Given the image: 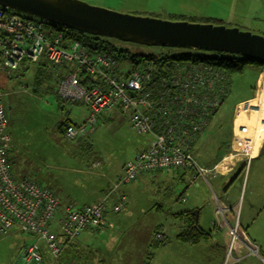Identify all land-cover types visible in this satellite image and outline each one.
I'll list each match as a JSON object with an SVG mask.
<instances>
[{"label": "rangeland", "instance_id": "374dc122", "mask_svg": "<svg viewBox=\"0 0 264 264\" xmlns=\"http://www.w3.org/2000/svg\"><path fill=\"white\" fill-rule=\"evenodd\" d=\"M79 1L123 15L237 28L231 25H219V19L204 16L201 14L202 11L201 13L193 10L186 12V8L191 9L189 7L191 4L199 6L198 3H192L195 0ZM193 9L199 11L196 6H193ZM237 29L241 30V28ZM80 37L84 39L86 34ZM112 42L116 49L124 48L129 50L130 54L139 56L201 53L198 50L154 48L113 40ZM132 59L126 55L122 57V62L128 64ZM37 67L38 64H33L26 70L23 65H20L16 70L9 72L0 70V91L5 109L6 132L10 135L7 154L10 170L15 181L29 179L48 188L63 202L73 205L92 203L100 197L102 192L99 191L104 186L108 187L112 181L111 178L118 174L119 169L120 172L122 171L123 164L132 160L147 146L148 138L138 135L131 129L125 114L114 119H109L112 115L108 114L99 119L90 135L79 137L75 141L65 140L57 131L56 124L65 120L71 124H82L86 119L87 108L84 104L70 105L59 100L52 93L56 85L55 80L48 78L47 73L41 76L35 75ZM258 71L259 66L248 65L243 76L231 77L230 93L217 115L210 120V127L208 126V131L203 136L208 147H199V154L196 147L193 150V157L199 163L198 167L200 164L211 162L229 144L234 107L252 93ZM259 79L262 85L263 76L262 78L259 76ZM228 81L230 82V79ZM258 88L259 92L254 97V99L257 98L254 101L257 108L242 112L236 122V125L247 126L249 136L254 138L256 146L264 129L262 126L264 122L260 120L264 117V103L262 106L260 101L261 96V100L264 99V88L263 91L262 86ZM92 163H100L99 168L91 169ZM200 180L203 179L200 177ZM131 184L122 186L119 190V193L127 198V206L110 220L113 228L80 239L81 264L93 262L98 264H233L229 250L228 255L224 256L222 249L214 251L203 242L193 247H182L175 241V236L181 230L179 226L183 224L177 219L174 220L175 208L171 210L170 206L171 203L173 207L178 203L175 201L178 199L175 195L177 188L168 179L162 186L158 182L147 184L142 181L140 184L137 179ZM258 184L259 181L257 182L256 178L253 179L252 183H249L248 190ZM207 185L210 186L209 182ZM263 187L264 185L260 183L255 191L259 195L257 200H264ZM245 204L247 205L246 201ZM155 205L158 210H155ZM239 212L240 205L234 211V216L238 213L239 217ZM245 212V210L242 211L241 223L244 227L247 226L245 228L247 233H251L264 247V210L247 215ZM159 226L164 229L159 233H163L165 237V246L154 251L153 245L156 240L153 233ZM34 242V239L21 233L0 240V264H8V260L11 262L16 258L23 243Z\"/></svg>", "mask_w": 264, "mask_h": 264}, {"label": "built area", "instance_id": "2783aa9c", "mask_svg": "<svg viewBox=\"0 0 264 264\" xmlns=\"http://www.w3.org/2000/svg\"><path fill=\"white\" fill-rule=\"evenodd\" d=\"M90 52L78 41L67 38L64 31L44 21L0 10V70L9 72L24 63L48 62L57 80L55 95L62 101H83L88 105L90 113L84 123L65 129L66 140L73 141L92 132L101 114L115 110L128 117L137 134L149 138L147 147L124 164L111 192L139 175L176 168L194 170L206 184L207 175L219 174L224 168L222 161L205 169L198 167L191 154V146L208 126L210 115L227 91L228 79L219 67L199 61L144 57L124 64L115 54ZM62 66L71 72L59 77ZM80 74L96 78L99 85L86 90L78 82ZM261 86L263 91L264 83L258 87ZM255 108L257 105L251 101L241 103L233 120L231 154L246 160V172L257 157L258 147L249 136L247 126L236 122L242 112ZM9 143L0 92V239L13 230L35 239L34 243H23L9 264H42L40 243L52 256L53 263L60 252L54 229L72 239L84 230L105 226L107 216L123 209V196H118L112 207L105 196L96 204L76 208L29 179L15 181L7 161ZM216 213L229 230V253L238 245L248 255L259 257L258 248L238 223L232 227L227 225L219 207Z\"/></svg>", "mask_w": 264, "mask_h": 264}, {"label": "crops", "instance_id": "0c3cea01", "mask_svg": "<svg viewBox=\"0 0 264 264\" xmlns=\"http://www.w3.org/2000/svg\"><path fill=\"white\" fill-rule=\"evenodd\" d=\"M192 3H198L199 6H197V4H191L189 5L191 9L186 8V12H192L193 10L194 12L201 13L200 11H202L201 14H203L204 16H212L214 18L219 19L220 21L219 25H227V26L231 25L233 27L241 28V30L245 32L250 31V33L251 32L258 33L259 35L264 36V0H195ZM193 6H196V8H198L199 11L194 10ZM263 71H264V66L259 67V71L255 77V83L253 84L252 93H250V95L247 96L246 98L240 100L235 105L232 121L234 120L235 110L238 105L246 101H255L257 99V98L254 99V97L257 96L259 92L258 86H260L259 82L261 80L259 79V76L262 75ZM243 75L244 73L240 76ZM230 89H231V78L229 83V93H230ZM24 90H26L25 87ZM3 108H4V104H3ZM108 114L112 115L109 119H114L115 117L119 118L124 113L115 110L104 115H108ZM4 115H5V109H4ZM101 117H103V115ZM207 131H208V127L202 134L197 136V141L194 144L193 150L196 147L198 154H199L198 152L199 147L202 148L208 147V145L205 144V140H203V136L205 135V133H207ZM91 133H89L88 135H90ZM232 133H233V127H232ZM232 133L229 144L225 147L224 150H222L221 154L215 157L208 164L199 165L209 168L213 164L220 161H222V163L224 164V168L219 172V174H216L215 176L207 175L210 186H208L203 180H200V177L196 176L197 174H195L193 170H189V169L186 170L177 169V170H171L169 172H157L155 174L140 175L137 178V180L139 181L140 184L142 181L147 184L151 182H155V183L158 182L159 185L162 186L164 185V182L168 179L171 182V184L173 183L176 186L177 189H175V195L178 196V199L175 200L176 202L178 201V203H176L174 207H173V203H171L170 206L171 210L175 208V211L173 210L175 214L181 212L195 211L197 216L196 217L197 226L201 230L209 231V232L211 231L212 234V238L206 243V245L210 249L221 248L225 252L226 251L228 252L230 245V237L228 234V229L226 226H220L219 221L218 223H215V219H216L215 212L219 207L220 211L222 210L223 212V216L225 217L227 224L229 226L231 225L233 226L235 222H237L239 228L243 232H245L248 238L259 247L260 255L263 257L262 259H264L263 245L261 243H258V239H256L251 233L250 234L247 233L245 229L247 228V226L245 225L244 227L240 221L243 210L246 211L245 215L249 213L252 214V212L257 213L260 210H264V200L263 199L257 200L259 195L255 192L257 191V187L260 183L264 185V133L262 134L259 143L257 142L258 143L257 157L251 161L247 172L245 171L246 160L244 158L237 157L231 154L230 144L232 139ZM61 136L64 137V132L63 135ZM191 154L193 160L198 165L199 163H197L196 159H194L193 157V151H191ZM94 164L95 163L91 164L92 167L91 169L99 168L100 163H96L95 165ZM123 167L124 164L122 166V169ZM119 172L118 174H116L114 177L111 178L112 181L108 185V187L106 188V186H104L102 190L99 192L103 193L105 191H111V189L116 183L117 177L121 174V172L120 173ZM255 178L257 179V182L259 181V184L248 190L249 183H252L253 179ZM121 187L122 186H119L117 188L118 192ZM262 191L264 192V187L262 188ZM59 200L63 202L61 199ZM245 201L247 202V205L245 204ZM63 203L71 204L69 202H63ZM239 205H240L239 217H238V213L237 216H234V211L239 208ZM75 206H82V205H75ZM155 210H158L157 206L155 207ZM176 219L180 221L177 217L175 218V220ZM249 222L251 221L249 220ZM213 226H217L220 228L218 230H215ZM180 227L181 226H179V228ZM99 233H103V232H99ZM88 235H95V234H93L92 232H84L77 240L73 241V243H70V245H65L60 260L62 264L82 263V259L80 258V252H79L80 249L79 241L80 239L86 238ZM230 257L233 264H260L261 262L260 260L259 262L253 256L246 255L245 250L238 245L234 246L231 249ZM92 264H98V262L96 263L93 262Z\"/></svg>", "mask_w": 264, "mask_h": 264}, {"label": "water", "instance_id": "95a60500", "mask_svg": "<svg viewBox=\"0 0 264 264\" xmlns=\"http://www.w3.org/2000/svg\"><path fill=\"white\" fill-rule=\"evenodd\" d=\"M0 8L93 37L145 47L229 53L264 64V37L237 28L123 15L79 0H0Z\"/></svg>", "mask_w": 264, "mask_h": 264}, {"label": "trees", "instance_id": "16d2710c", "mask_svg": "<svg viewBox=\"0 0 264 264\" xmlns=\"http://www.w3.org/2000/svg\"><path fill=\"white\" fill-rule=\"evenodd\" d=\"M0 10L3 11L1 8H0ZM16 14L21 16V17H26V18H30V19H36V18L27 17V16H25L23 14H20V13H16ZM47 24L52 26V27H55V28H57V29H59L61 31H64L66 33V35H67V38H69L71 41L72 40H76L79 43H81L83 45V47H85L86 49L91 51L90 54H92V53L115 54L116 56H118L120 58L125 57L127 55V56H129V58H133V59H134V57H135V59L144 57V58L160 59L162 61L178 60V59L199 61V62H204L205 64H209V65H212V66H215V67H219V70L222 71L225 74L226 79H228V80L234 75H242L244 73V71L246 70V67L248 65H256V66H259V67H263V65L260 64L259 62H256V61L250 60V59H245V58H243V57H241L239 55H233V54H229V53H220V52L202 51V50H198V51L201 52L200 54H196V53L191 52V53H181V54H177V55H174V56L163 55V54L149 55V56L132 55V54L129 53V50H127V49H124V48L116 49L113 46L112 40L120 42L118 40L110 39V38H104V37H93L91 35H86V37L84 39H82L80 37V35H83V34H81V33H78V32L73 31V30L65 29V28H62L60 26H54V25H52L50 23H47ZM121 43H123V42H121ZM124 44H130V43H124ZM131 45H135V44H131ZM135 46H138V45H135ZM154 48H156V47H154ZM90 56L91 55H89V57ZM33 64H38V67L36 68V71H35V75L41 76V75H44V74L47 73L46 76L48 78L54 79L55 82H56V85H57L56 77L54 76V74L52 72L54 70L52 69L51 65L48 62H41V63L35 62V63H30L28 65H27V63H24L23 65H24V68H26V70H27ZM59 69H60L59 70V77L65 75L68 72H71L70 71L71 69L68 68V67L62 66ZM8 78H10V76ZM77 78H78L79 84L83 88H85L86 90L91 88V87H93V86L99 85V82L96 80V78L91 77V76H86V75L80 74V75H78ZM229 83L230 82L228 81V83H227V91H226V93H224L222 95V100H221V103H220L219 107L215 110V112L212 115H210V118H209V121H208V126H209L210 120L218 113V111L221 108L223 102L227 98V95L229 93ZM56 85H55V87H56ZM54 91H55V88H54V90H52V93L55 95ZM59 100H61V99H59ZM63 102H66V103H68L70 105L84 104V106H86V108H87L86 118H87L88 114L90 113L88 105L85 102H83V101L82 102H80V101L79 102H74V103H70L68 101H63ZM108 113H110V112H108ZM104 114H107V113L101 114L100 118ZM126 121L128 122V117L127 116H126ZM128 124H129V122H128ZM79 126H80V124H78V125L77 124H71L67 120H65L63 122H59V123L56 124L57 131L59 132L60 135H63V132L65 131V129L67 127H76L77 128ZM207 127H206V129H207ZM87 135H85L84 137H86ZM138 135H140V134H138ZM142 136H144V135H142ZM145 137H147V136H145ZM196 141H197V138L195 139L194 144L196 143ZM148 142H149V138H148ZM194 144L191 146L192 147V151H193ZM147 145H148V143H147ZM135 156H134V158H135ZM132 160H130V161H132ZM7 161H8V159H7ZM217 163H219V162H217ZM217 163H215V164H217ZM215 164H213L211 167H213ZM8 166H9V162H8ZM202 167H204V166H202ZM211 167H209V168L204 167V168L205 169H211ZM9 169H10V166H9ZM177 169H185L186 170V168H176V169H172V170H177ZM245 170H246V165H245ZM121 173H122V171H121ZM139 176H137L130 183L134 182ZM36 185L40 186V187H43V188H46V187H44L42 185H39L37 183H36ZM105 196H108V205H109V207H112L114 204H116L118 196H123L125 198V203L123 204L124 205L123 209L120 210L117 213H111L109 216H107L105 218V223H106L105 226L96 227V228L92 227L90 229L84 230V231H82L79 234V236H77L75 238H72V239L66 238L65 236L60 234L57 229L56 230L54 229L53 233L55 234V237H56V239L58 241L57 243H58V246H59V249H60V252L58 254V258L52 263V260H51L52 256L49 253H47L46 250H44L43 244H41V245L39 244L40 245V250H41V253H42L43 259H44L42 264H62L60 260H61L62 252L64 250L65 245H70V243H73V241L77 240L84 232H92L93 234H98L99 232H103L105 230H111L113 228V225L110 223V220L113 218V216H116V215L120 214L127 206V198L125 197V195L119 193L118 191H115V192L105 191V192L101 193L100 197L96 201L91 203V204L82 205V206H75V205H71V206H74L76 208H83L85 206H90V205L98 203ZM159 208L161 209L162 207H159ZM173 216H174V220L177 217L180 220V222L183 224V226L180 224V226H181L180 229L181 230L179 229L180 230L179 233L175 236V241L178 242V244L181 245L182 247H193V246H196V245H198V244H200L202 242L205 244L212 238L211 231L209 232V231L201 230L197 226L196 212H192V211L189 212L188 211V212H181V213H177V214L174 213ZM215 216H216L215 217L216 218L215 219V223H218V221H219V225L220 226H226L224 224L223 220L221 219V217L216 212H215ZM231 227H232V225H231ZM213 228L215 230H218L220 227L213 226ZM161 230H164V229L159 226V228H156V230L153 233V237L156 240L154 245H153L154 251L165 246V243H164L165 242V237H164L163 233H159V231H161ZM228 232H229V230H228ZM16 233H21V232H16V231L13 230L10 234H8L7 237H3L0 240L6 239V238H8V237H10V236H12V235H14ZM21 234H24V233H21ZM24 235H27L31 239H34L32 237V235H29V234H24ZM251 242L258 248V253H259V257L260 258L257 257V256L248 255L246 250L244 249L245 252H246L245 254L248 255V256L255 257L258 261L259 260L261 261V262L259 261L260 264H264V259H262L263 257L260 255L259 247L253 241H251ZM218 249H221V248H218ZM213 250L215 251L216 249H213ZM223 252H224V256H225V253H226V255H228L227 251L225 252L223 250ZM225 259H227V258L225 257ZM230 259H231V257H230ZM9 263L10 262L8 260V264ZM145 264H147V263H145Z\"/></svg>", "mask_w": 264, "mask_h": 264}, {"label": "bare ground", "instance_id": "6f19581e", "mask_svg": "<svg viewBox=\"0 0 264 264\" xmlns=\"http://www.w3.org/2000/svg\"><path fill=\"white\" fill-rule=\"evenodd\" d=\"M261 98H262V96L260 97V101H261V105L263 106L262 103H264V99L261 100ZM251 102L254 103V101H251ZM256 115H258V113H256ZM260 120H264V117L260 118ZM263 133H264V132H263ZM263 133H262V134H263Z\"/></svg>", "mask_w": 264, "mask_h": 264}, {"label": "flooded vegetation", "instance_id": "af4514ba", "mask_svg": "<svg viewBox=\"0 0 264 264\" xmlns=\"http://www.w3.org/2000/svg\"><path fill=\"white\" fill-rule=\"evenodd\" d=\"M24 67V66H23ZM26 69V68H25Z\"/></svg>", "mask_w": 264, "mask_h": 264}]
</instances>
